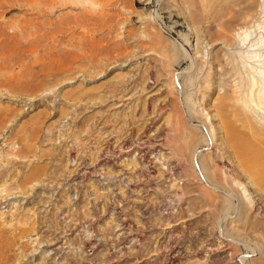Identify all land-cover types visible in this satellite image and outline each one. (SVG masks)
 Listing matches in <instances>:
<instances>
[{"label": "rangeland", "instance_id": "rangeland-1", "mask_svg": "<svg viewBox=\"0 0 264 264\" xmlns=\"http://www.w3.org/2000/svg\"><path fill=\"white\" fill-rule=\"evenodd\" d=\"M236 1L0 0V264H264Z\"/></svg>", "mask_w": 264, "mask_h": 264}, {"label": "bare ground", "instance_id": "bare-ground-1", "mask_svg": "<svg viewBox=\"0 0 264 264\" xmlns=\"http://www.w3.org/2000/svg\"><path fill=\"white\" fill-rule=\"evenodd\" d=\"M258 7V12L256 15L252 16L250 21L237 23L233 28L234 40L236 43L235 48L238 55L233 56V59L231 60L232 66L230 68V71H233L238 76L237 84L233 86V89L231 86V98L241 106V114H245L246 111L253 114L257 124L252 123L248 129L254 134H257L259 131H264V55H261L260 53V48H264V0H261V2L259 0ZM234 8L235 10H230L228 12V17L232 16V12L235 18L242 16L244 13H248L247 11L251 9V0H237L234 4ZM256 115L261 117L260 120H258L259 118L257 119L258 116L256 117ZM230 116L228 115L227 117L230 118ZM221 121L223 122V119ZM249 121L251 120L249 119ZM226 124L227 123H225V127ZM231 125L234 124L232 123ZM226 132H228V130ZM231 134H234L233 130ZM242 134L244 135V133ZM235 183L238 186H241L243 195L250 200L251 203H254L255 199L252 196L253 191L251 190V187L245 183V180H236ZM257 188L260 189L259 187Z\"/></svg>", "mask_w": 264, "mask_h": 264}]
</instances>
